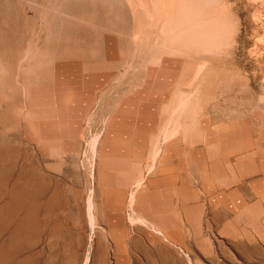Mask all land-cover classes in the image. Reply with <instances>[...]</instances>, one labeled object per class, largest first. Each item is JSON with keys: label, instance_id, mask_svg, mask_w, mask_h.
<instances>
[{"label": "rangeland", "instance_id": "obj_1", "mask_svg": "<svg viewBox=\"0 0 264 264\" xmlns=\"http://www.w3.org/2000/svg\"><path fill=\"white\" fill-rule=\"evenodd\" d=\"M172 1L0 0V264H264V0Z\"/></svg>", "mask_w": 264, "mask_h": 264}, {"label": "bare ground", "instance_id": "obj_2", "mask_svg": "<svg viewBox=\"0 0 264 264\" xmlns=\"http://www.w3.org/2000/svg\"><path fill=\"white\" fill-rule=\"evenodd\" d=\"M158 1V0H157ZM177 1H179L180 3H182V4H180V5H183V2L182 1H180V0H176V2ZM162 2V1H161ZM172 2H175V0H173ZM179 2H178V4H179ZM170 3V2H169ZM163 4H164V2H163ZM175 4V3H174ZM174 4H171L172 6L174 5ZM176 6H178V5H176ZM186 6V5H185ZM156 8V7H155ZM173 8H174V6H173ZM187 8V7H186ZM174 9H176V7L174 8ZM178 9V8H177ZM177 9L175 10V12L177 11ZM182 9V8H181ZM179 10H180V7H179ZM187 10V9H186ZM190 10V9H189ZM194 10V9H193ZM168 11H169V8L167 9V12L165 11V13H167V15H168ZM195 11V10H194ZM159 12V11H158ZM196 12V11H195ZM173 13V12H172ZM178 13V12H177ZM182 13H183V11H182ZM186 13H188L187 11H186ZM190 13V12H189ZM171 14V13H170ZM179 14V13H178ZM178 14H177V16H178ZM164 15V14H163ZM163 15H161V16H163ZM182 14H180V16H181ZM184 15V17H185V14H183ZM187 16H188V14H186ZM182 17V16H181ZM180 17V18H181ZM189 17V16H188ZM175 18H177L176 16H175ZM178 19H179V17H178ZM188 19V18H187ZM190 19V18H189ZM175 21H176V19H175ZM181 21H182V19H181ZM197 21V20H196ZM183 22V21H182ZM187 22L189 23V20H187ZM177 24V23H176ZM198 24V23H197ZM194 26H197V25H194ZM193 26V27H194ZM198 26H199V24H198ZM184 27V26H183ZM192 27V28H193ZM179 28H181V27H179ZM186 28V27H185ZM195 28V27H194ZM200 28V27H199ZM202 29V28H201ZM188 30H190V29H188ZM192 30V29H191ZM216 30H218L219 31V29H216ZM196 32H197V30H195ZM199 31V30H198ZM184 32V31H183ZM186 32H188V31H186ZM191 32V31H190ZM220 32V31H219ZM194 33V32H193ZM207 33V32H206ZM184 34V33H183ZM187 34V33H186ZM169 136V135H168ZM201 166V165H200ZM201 169V168H200ZM201 174V173H200ZM210 175V174H209ZM212 181V180H211ZM138 182H140V181H138ZM184 187H182V189H183ZM92 209V208H91ZM90 215H91V213H90Z\"/></svg>", "mask_w": 264, "mask_h": 264}]
</instances>
